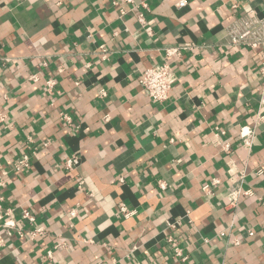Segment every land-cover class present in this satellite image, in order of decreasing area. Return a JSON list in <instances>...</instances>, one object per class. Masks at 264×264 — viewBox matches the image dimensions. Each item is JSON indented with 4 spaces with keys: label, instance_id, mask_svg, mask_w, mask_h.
I'll list each match as a JSON object with an SVG mask.
<instances>
[{
    "label": "crops",
    "instance_id": "obj_1",
    "mask_svg": "<svg viewBox=\"0 0 264 264\" xmlns=\"http://www.w3.org/2000/svg\"><path fill=\"white\" fill-rule=\"evenodd\" d=\"M180 1L0 0V264H264L262 50L227 32L264 0ZM175 46L154 102L139 76Z\"/></svg>",
    "mask_w": 264,
    "mask_h": 264
},
{
    "label": "built area",
    "instance_id": "obj_2",
    "mask_svg": "<svg viewBox=\"0 0 264 264\" xmlns=\"http://www.w3.org/2000/svg\"><path fill=\"white\" fill-rule=\"evenodd\" d=\"M125 2H133L134 0H124ZM187 0H181L178 3V7H185L187 5ZM122 14H125V10L121 11ZM141 22L144 23L143 19ZM228 36L230 39V43L232 45H241L251 49H261L262 50V63L260 67V73L263 77V85H264V17H259L255 14L254 11H250L248 14L237 18L231 25L227 28ZM190 49L187 46H175L166 49L165 59L161 64L155 65L143 71L139 76V82L142 85L145 92L148 94L149 98L157 103H163L169 98L170 91L172 89L173 84L176 81V75L174 69L168 63L167 59L171 56L182 57L184 53ZM101 52L106 53L107 49L102 47ZM106 56H103L105 59ZM7 61V59H5ZM36 77H33L35 79ZM37 80V79H35ZM54 86V81L49 80L47 82L48 90L50 91ZM102 97L106 96V92L103 90L101 93ZM264 98V88H263V96ZM230 144H224V149L229 150ZM31 156L28 153L23 154L15 163L13 170L17 173L20 172L30 165ZM79 164V159L77 156L72 155L67 158L64 163V168L72 170ZM83 182H80V186H82ZM6 186L4 180H0V220L4 221V228L9 229L13 227L11 222L5 221L7 216H10L12 213L10 210L7 212L4 211L3 203L5 200L3 191ZM160 187L162 189L166 188V184L161 182ZM208 186L205 187L207 189ZM235 198L231 199V205L235 204ZM119 213L128 218L133 215V212L128 209V207L121 203L118 205ZM74 215V212L72 213ZM23 219L28 221L32 226H35L36 219L35 216L29 211L25 210L22 214ZM172 228L176 227V224L170 225ZM45 229L43 227H35L31 236L35 237L37 235H44ZM168 242L171 244L174 257L179 260L181 263L187 261V255L184 252V249L179 245V243L173 239V237H168ZM4 246V240L0 236V247ZM52 252H48V256H51Z\"/></svg>",
    "mask_w": 264,
    "mask_h": 264
}]
</instances>
